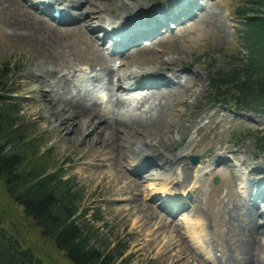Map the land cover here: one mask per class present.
I'll return each instance as SVG.
<instances>
[{"label":"rangeland","instance_id":"obj_1","mask_svg":"<svg viewBox=\"0 0 264 264\" xmlns=\"http://www.w3.org/2000/svg\"><path fill=\"white\" fill-rule=\"evenodd\" d=\"M27 1L31 4L36 2L38 8L43 6L40 3L41 0H0V65L11 62L12 72L9 87L12 90L14 101L20 104L21 113L27 121L35 123L31 130L44 133L42 139L38 140L39 154L44 152L43 154L46 155L45 151L49 149L45 157V159L48 156L51 157V161L47 159L48 163L60 164L64 173L63 177L73 176L75 187L79 189L80 193V200L77 202L80 207L99 208V215L102 219L89 222L96 228L97 238H100L102 243L110 242V247L116 242H120L123 245L122 257L127 258L129 264H258L257 261L247 260L241 250L231 245L235 239H230L232 233L228 226H224L226 220H224L221 211L231 203L233 199L231 192L236 195V182L241 183L243 190H246L244 178H252L254 182L257 179L258 182L262 181L260 179L264 173V170H261L264 169V163H262L264 145L259 148L262 150H259L258 156H253L249 152L256 150L252 144V134H255L256 130L264 131V108L260 107L258 110L242 108L235 111L230 109L232 108L230 105H233L231 102L209 109L207 105L211 99L204 98L205 95L209 97L207 93L208 76L215 70H228L235 64V56L239 51L241 54L243 53V49L234 38V31L239 28V25L237 22L234 24V16H232L239 0H200L199 2L204 4V8L199 10H204L201 16L196 17L199 12L196 11L195 15L175 27L173 26L167 31L162 28L155 35L143 39V44L133 46L127 53L112 56L114 60L110 58L105 60L107 68L113 76L112 87L115 77H122L127 73H143L145 69L151 70L160 66L161 60L168 61L163 64L167 67L171 65L172 67L174 65L187 67L191 71L183 72V76L195 78L197 81L192 90H189L188 83L176 91L167 92L166 97L169 100L161 99L165 106L161 111L158 123L154 126H146L142 128L143 130L139 129L138 131L132 127H125L123 131L121 126L110 130H102L97 127L95 130L97 136L106 137V140L112 139L114 132L118 133H116V138L107 145L105 151H103V146L94 143V141L81 140L85 133L84 129H80L81 131L79 130L75 134L72 133V130L70 132L74 123H78V127L81 125L82 117L75 119L73 114L68 113L67 121L69 122H66L64 129L59 127V119L55 120L53 117L57 110L55 106L57 104L58 107H61L67 101L77 104L75 99L91 101L93 85L101 89L106 88L103 93L105 98L108 97L111 102L114 99L112 95L116 91H109L111 88L105 84L106 71L99 70L98 72L97 67L91 70L92 73H88L89 69L82 71L89 65L92 66L99 62L100 57H104V44L98 39L103 19L119 21L120 17H115L119 14L121 19L125 17L124 23H128L129 15L134 14L133 21L127 25L130 27L137 24L136 28L143 31L145 27L151 26L155 22L161 24L159 20L162 19V16L153 7L170 5V2L167 0H95L94 4L96 5L93 6L85 3L78 7L68 8L69 14L75 19L74 23L57 24L45 15L39 14L40 11L37 7L31 8ZM67 2L69 3L67 0H59L58 5H66ZM53 7L46 6L48 11H51ZM146 11L154 13L153 16L150 18L139 17L140 13H146ZM90 16H95L98 20H89ZM77 26H84L85 29L79 32ZM16 31L17 33L23 32V36L33 34V38L38 40L39 44L44 43L45 48L49 51L39 49L36 45L34 46V42L19 41L14 38L15 33L13 32ZM110 32L111 34L115 33L114 31ZM87 36L92 37L94 42L88 40ZM56 52L60 53L62 60L50 63L49 55H54ZM66 64L71 69L77 70L75 74L79 77H83L85 72L84 74L88 76L89 80L84 78L83 81L75 74L70 75L71 73L64 74L67 72ZM73 65L76 67L73 68ZM164 72L171 73L172 71L167 68ZM65 81L69 86L71 85V91L62 93L64 91L61 89V85ZM56 90L62 91L59 93L62 99L59 102L54 97L57 95ZM233 92L234 90H229L228 94ZM118 93L120 92H116V94ZM69 96H71V100L63 99ZM137 102V99L134 102L125 100L124 107L120 110L123 111L121 113L137 116L134 113ZM147 104L144 105L145 108ZM200 106L205 108L198 110ZM220 107H225L226 110L224 109L225 111L222 112ZM111 108H113L112 105H109V110ZM145 108L142 107L140 110ZM137 109L138 107L136 111ZM239 113L242 114L238 116ZM246 116L257 119H248ZM196 119L197 121L193 122ZM95 120L97 121V119ZM101 120L106 122L105 118H101ZM192 123L198 126L197 131L191 130ZM183 132L184 136L181 137ZM245 132L251 135H248L247 139L240 140L238 146L234 145V140ZM168 135L174 136L177 140L170 148L173 156L183 157L182 159L191 165L188 156L199 155L198 163L192 171L189 183L185 182L180 185L177 183L179 178L174 180L179 176L180 167H174L169 171H167L168 169L162 170L157 166V164H161L159 161L154 164L153 168L134 172L135 156L141 155L140 157L143 158L145 155L151 154L149 149L140 152L139 145L143 144L147 147L150 141V143H156ZM112 147L116 149H112ZM230 148L237 152V156L231 153V160L222 158ZM202 154L207 155L201 161ZM169 156L171 155L169 154ZM216 159H220L219 167L218 164L215 167H210ZM136 160L138 166L142 167L144 161L138 160V158ZM200 161L204 166L211 168L208 175L201 167ZM256 162L259 167H255ZM114 163H120V165L112 167ZM149 163L151 162L148 161L147 164ZM258 168L259 170L255 172ZM171 171L173 173L171 182L168 181L165 184L164 178L170 176ZM234 175L237 176L236 179L242 176L236 180L235 184ZM214 178L217 179L216 182L213 181ZM193 183L199 184L196 189L191 186ZM250 183L254 184L252 181H248V185ZM187 185L191 186L193 192L183 200L184 205L178 208V206L164 204L167 209L177 208V210H174L173 214L171 210L168 215L162 211V205L156 200L161 199L164 190L169 189V192L173 193V191L182 190ZM174 188L176 189L173 190ZM258 190L259 187H256V191L253 193L254 197ZM237 195L241 197L239 193ZM249 195L252 194L248 191L246 197ZM196 200L200 201V204L197 205L203 212L200 211L201 214L193 216L189 210ZM237 200L238 202L245 201L238 198ZM258 202L260 205L254 207L257 214L264 211L263 199ZM8 206H11L10 213H8L11 218L15 214L19 216L20 207L11 204L0 185V210ZM197 210L199 212V209ZM154 212L160 213L161 216L156 218ZM195 226L199 236L195 235ZM28 235L42 249H40V254L45 264H71L64 257L62 251L56 250L48 241L39 238L34 231L30 230ZM197 241L201 243L202 247L205 245L207 249L196 250L194 245H197ZM261 242L262 246L258 253L262 260L261 264H264V237ZM209 243L215 244L216 247L212 245L215 248H211Z\"/></svg>","mask_w":264,"mask_h":264},{"label":"trees","instance_id":"obj_2","mask_svg":"<svg viewBox=\"0 0 264 264\" xmlns=\"http://www.w3.org/2000/svg\"><path fill=\"white\" fill-rule=\"evenodd\" d=\"M234 15L243 53L239 51L228 70L208 76L207 93L212 96L205 98L213 104L232 102L236 108L258 110L264 108V0H239ZM11 72V62L0 65V185L11 204L21 210L12 218L11 206L0 210V264H45L41 248L28 235L30 230L62 251L71 264H129L122 257L120 242L110 247V242L97 238L89 222L102 219L99 208L79 206L73 176L63 177L60 164L48 163L49 149L46 155L39 154L38 140L44 133L31 130L35 123L27 121L14 101ZM231 88L234 92L228 94ZM256 131L252 144L259 151L264 131ZM248 135L245 132L237 139Z\"/></svg>","mask_w":264,"mask_h":264},{"label":"bare ground","instance_id":"obj_3","mask_svg":"<svg viewBox=\"0 0 264 264\" xmlns=\"http://www.w3.org/2000/svg\"><path fill=\"white\" fill-rule=\"evenodd\" d=\"M10 1H12V0H10ZM67 1H69V3L67 2V4L65 3L66 5H62L60 7L61 10H64L65 8L67 9L68 7L70 8L71 6L78 7L80 5H84L85 3H87L89 5H92V6L93 5H96V4H94V1L95 0H67ZM49 2L51 4L52 3L53 4H56L55 6H59V5H57L58 2H59V0H49ZM4 4H5V2H4ZM27 8L30 9L29 7H27ZM33 9H34V7H33ZM27 13H29V12H27ZM86 15L88 16V13H86ZM30 17H31V15H30ZM93 19L98 20V18H96L95 16H90L89 20H93ZM122 20H125V17H123ZM45 23H44V25H46ZM129 25H131V24H129ZM136 25L137 24L131 25L130 27L128 25H126V26L120 27V28L119 27H115V28L111 29L110 31H114L115 33H117V34L114 33L117 36L118 35H121L124 32L126 33L127 30H129L132 27H134V30L135 31H139L136 28ZM77 29L79 30V32H81V30L82 29H85V27L84 26H77ZM139 32H142V31H139ZM13 33H15L14 34V38L18 39L19 41H24V40L31 41V42H34V46L36 45L39 49L49 51V50H47L45 48V44L44 43H40L39 44L38 43L39 41L33 38L34 37L33 34L30 33V34H26L25 36H23V32L17 33V31H16V32H13ZM109 33H111V32H109ZM24 34H25V32H24ZM87 39L88 40H91V42H94V40L92 41V37L90 38V36H87ZM141 48H144V47H141ZM138 50L140 51L141 49H138ZM52 52H53V50H52ZM49 56H50L49 57L50 63L51 62H59V61L62 60V58H61L62 56H60V53H58V52H56V54H54V55L50 54ZM105 60H108V59L105 58V57H103V58L100 57L98 59L99 62L93 64L92 66L89 65L87 69H89L91 71V70H94L95 67H97L98 72H99V70L106 71V73H107V82H108V84H110V80L112 78V73L107 68L106 61ZM166 61L167 60H161V62H159L161 65L160 66L158 65L155 69H153L151 71V73L149 74L151 76V80L148 83H145L143 81H137V80L135 81L134 84H135V87L137 89H140V90L141 89H144L145 90L144 95L140 98V101H139L140 102V106L137 109V111L138 110L139 111L138 112L136 111L137 112L136 113L137 116L136 115H131L129 113H128V115H124L123 113H121L123 111H120V110L124 107V102H125L124 100L125 99H122V97H120L118 95L115 98V100L112 101L109 104V105H112V107H113V108L110 109L111 111L109 110V106H106L105 105L106 106V108H105V106H103L104 104L101 105L100 103H98L96 101H93L92 102V101H87V100H83V99H75L74 101H77L76 102L77 104L70 103V101L65 102L64 105H62L61 107H58V105L56 104V106H55L57 108L56 115L55 116L53 115V117L55 118V120H58L59 119V125L58 126L61 127L62 129H64L63 127L66 124V122H69V121H67V117L69 115L68 113L73 114V116H74L75 119H77L78 117H82L81 125L78 127V123H74L73 126L70 129V132L72 130V133L75 134V133H78V131L80 129H82V130L84 129V132L85 133L82 135L83 137L81 138V140L82 141H85V142L94 141V143H97L98 145L103 146L104 147L103 151H105V148L107 147V145H109L110 142L113 141L116 138V133L117 132H114L113 131L114 133L112 135V139L106 140V137H102L99 134H98L99 136H97V133L95 131L97 127L98 128H102V130H106V129L110 130V129H116L118 126L119 127L121 126L122 131H123V128H125V127L126 128L127 127L128 128H131L132 127V129L135 128L138 131L139 129H142L143 127H146V126H151V125L154 126L155 124L158 123L159 118H160L161 111H163L164 106H165L164 103L161 102V99H164L165 98V99H168L169 100V98L166 97L167 92L174 91V90L176 91V90H178L179 87H182L183 85H187L188 83H189V85H188L189 90H192L193 87L195 86V84H197V81L195 80V78H189L187 76H184L183 79L181 80L183 82L180 81V82H176L174 85H171L170 82H169V77L170 76H172L173 78L179 79L180 78V75L183 72L184 73H188L191 70L188 69L187 67H183V66H175L174 65L172 67V65H171L170 67H167V66L163 65ZM66 65L67 66L65 67V69L67 70V72L64 73V74L71 73L70 75H73V74L76 73L77 70L71 69L68 66V64H66ZM125 66H126V64H125ZM72 67L75 68L76 65H73ZM167 68H170L171 69V71H172L171 72V75H169V76L162 75V72L165 69H167ZM31 75H33V74H31ZM130 76L133 77L135 75L132 74V73H127V74H125L122 77H118V76L115 77V79H114V81H115V87L118 86V82L121 81V79L128 78ZM195 76H197L196 73H195ZM66 77H67V75H66ZM99 77H100V75H99ZM74 79H76V78H74ZM75 83H76V81H75ZM94 84H96V83H94ZM70 86L65 81L61 85V89L64 92H62V91L59 92V90L58 91L56 90V92H57L56 94L57 95L54 96V97H56L55 98L56 100L58 99V102L60 100H62L60 98L59 93H61V92L62 93H65L66 91L67 92L71 91ZM103 86H106V85H103ZM103 91H104V89H103ZM173 95H174V93H173ZM63 99H65V100L66 99L71 100V96L66 97V98H63ZM148 101L150 102V103H148L149 105L145 109L140 110L143 107V104L146 103V102H148ZM78 102L80 103L79 105H78ZM132 102H134V101H132ZM165 104H167V102H165ZM46 107H47V105H46ZM101 115H106V116H101ZM101 118L102 119L105 118L106 119V122H103L102 120L100 121ZM94 119H97V121L96 120L94 121ZM181 132H182V130H181ZM67 135H69V134H67ZM180 136L183 137L184 136V132ZM64 138H66V137H64ZM150 142H149V146L146 145L147 147H145L143 144L139 145V151L140 152L141 151H146V149L151 150V154L150 155H145L143 158H141V157L139 158L141 161H144V164L142 165V167L146 166L148 161H150L153 164H155V163H157L159 161V163H161V164L160 165L157 164V166L159 168H161L162 170L168 169V171H169V170H172L174 167H176V168L177 167L178 168L180 167V169H179V180L177 181V183H179L180 185H183L185 182L188 183V181L190 179V175H191V171H192L193 166H191L189 163H187L185 159H182L183 157L181 158L180 156H177V155L176 156H173L172 152L170 151V148H171V146L174 143L177 142V140L174 138V136L168 135V136H165L164 139H159L156 143H150ZM112 149H116V148L112 147ZM169 154L171 156H169ZM173 159H176V160H173ZM214 161H215V163H218L220 161V159H216ZM116 165H120V163H114L112 165V167L113 166L115 167ZM235 178H236V176H235ZM235 178H234V180H235ZM175 189L176 188H174L173 190H175ZM248 191H249L250 194H253L256 191L255 185L252 184V183H250L248 185ZM231 195H232V198H233V199L231 198L232 199L231 200V203L228 206H225L222 209V211H221L224 220H226V222H224V226H226V227L228 226V228L231 230V233H232V236L230 237V239L231 238H234L235 239V242H232L231 245L233 247H237L239 250H241L243 252L242 254L245 256V258L247 260L257 261L258 264H261V261L262 260H261V258L259 256L258 250H260V247L262 246L261 239L264 237V226H257V221H258V219H263V223L262 224H264V211L263 212L261 211L260 214H257L256 209H254V207H253L254 202L251 203L252 206H249L245 202H238L235 193H232L231 192ZM255 199H257V200L263 199V203H264V186L259 187V190L255 194ZM197 204H200V201L196 200L191 205V209L189 210V212H191V214L193 216L194 215L201 214L200 211L203 212V210ZM161 209L167 215L169 214L165 210H163V207ZM197 209H199V212H198ZM144 212H148V211H144ZM154 214H155L156 218H158V217L161 216L160 213H155L154 212ZM162 216H164V215L162 214ZM222 216H220V217H222Z\"/></svg>","mask_w":264,"mask_h":264},{"label":"water","instance_id":"obj_4","mask_svg":"<svg viewBox=\"0 0 264 264\" xmlns=\"http://www.w3.org/2000/svg\"><path fill=\"white\" fill-rule=\"evenodd\" d=\"M192 160L193 161H196V156H192ZM216 180L214 179V182H215Z\"/></svg>","mask_w":264,"mask_h":264}]
</instances>
